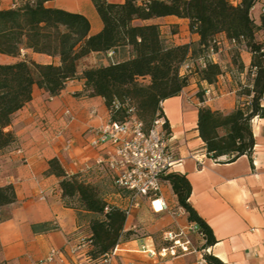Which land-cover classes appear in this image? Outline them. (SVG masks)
I'll return each mask as SVG.
<instances>
[{"label": "crops", "instance_id": "1", "mask_svg": "<svg viewBox=\"0 0 264 264\" xmlns=\"http://www.w3.org/2000/svg\"><path fill=\"white\" fill-rule=\"evenodd\" d=\"M143 1L148 0H138L139 3ZM232 1L237 3L239 0ZM17 2L0 0V10L14 7ZM48 6L82 14L90 24L92 17L97 30L93 31L91 26L90 36L102 29L93 0H53ZM263 7L264 0H261L251 10L258 24ZM144 24L160 25L162 37L169 44L197 45L200 40L198 34L190 32L188 20L176 16L134 22V25ZM257 38L264 42V33L258 34ZM217 39L220 45L211 57L224 72L217 82L212 85L203 82L195 67L187 72L189 83L181 94L161 105L171 130L169 148L179 161L174 172L189 179L192 186L189 203L212 229L217 242L205 248V241L192 235L198 249L196 253L165 260L149 258L141 250L142 242L158 249L166 232L186 229L190 223L182 210L170 208L156 213L151 201L144 200L141 207L127 217L125 230H137L140 225L137 216L142 209L150 210L158 219L156 224H163L165 230L158 237L149 233L141 239L120 243L115 264L130 261L139 264H208L204 255L215 256L224 264H264V118H255L252 122L255 139L252 156H241L232 163H217L210 159L197 129L201 103L214 111L229 113L238 102L236 85L248 80L251 54L241 52L245 72H239L232 65L228 67L223 63L222 46L231 49V43L224 34ZM0 58L8 59L10 63L29 58V63L37 70L60 64L58 57L31 50H25L16 58L1 54ZM125 58L121 52L92 53L83 59V63L97 66L103 61L106 65L108 61ZM185 73L181 70L182 75ZM107 119L105 100L85 91L84 81L80 78L69 82L56 97L33 87L31 102L14 114L8 128L17 141L0 151V187L14 185L17 191V201L0 208V264H37L45 260L52 249L64 252L62 259L52 264L85 263L84 251L73 254L71 250L80 239L90 237L93 214L76 200L64 199L60 179L47 172L49 162L57 159L69 176H78L96 187L109 181L120 189L115 185V174L106 163L112 148L108 145L94 147L90 143L89 130L101 127ZM67 142H70L69 149H66ZM100 158L104 163H98ZM163 188L161 196L169 205L175 197L166 184ZM101 195L105 201L122 209L128 202L125 194L121 204L109 200L112 194Z\"/></svg>", "mask_w": 264, "mask_h": 264}, {"label": "trees", "instance_id": "2", "mask_svg": "<svg viewBox=\"0 0 264 264\" xmlns=\"http://www.w3.org/2000/svg\"><path fill=\"white\" fill-rule=\"evenodd\" d=\"M53 0H21L14 7L0 10V54L19 57L25 50L47 54L60 59L59 65H46L35 70L27 58L15 63L0 64V151L17 141L8 130L15 113L32 100L37 86L51 97L62 94L69 82L80 78L85 91L105 100L108 110L119 104L112 114L114 121H124L127 111L149 129L161 103L181 94L188 86L189 75L181 70L186 64L196 67L200 79L212 85L224 73L213 62L219 35L224 34L234 51L231 65L245 72L241 52L251 54L248 80L238 83V102L229 113L198 108L197 129L205 144L207 156L217 163H232L241 156L251 157L255 146L252 122L264 118V42L257 36L264 33V14L260 24L251 10L261 0H138L110 2L93 0L101 19L102 29L90 36L87 17L48 6ZM176 16L188 20L191 33L199 35L197 45L169 44L158 24L134 25L135 21H151ZM124 52L126 57L106 65L80 68L81 61L92 53ZM126 52V53H125ZM201 101L203 99L201 98ZM204 102V101H203ZM47 175L60 179L62 196L76 200L93 214L87 254L99 258L120 243L141 237L136 230H125V211L105 201L96 186L78 176H69L57 159L49 162ZM172 192L174 206L188 215V223H195L204 234V246L217 241L212 229L189 203L192 186L180 173L163 176ZM146 200V199H143ZM142 200V201H143ZM17 201L14 185L0 187V208ZM108 209L106 212L105 210ZM2 214L0 210V223ZM208 264H224L212 255H204Z\"/></svg>", "mask_w": 264, "mask_h": 264}, {"label": "built area", "instance_id": "3", "mask_svg": "<svg viewBox=\"0 0 264 264\" xmlns=\"http://www.w3.org/2000/svg\"><path fill=\"white\" fill-rule=\"evenodd\" d=\"M110 2L124 0H106ZM264 14V7L262 9ZM183 70H192L191 64H186ZM162 105V103H161ZM113 110H108V119L97 129H90L91 145L101 147L108 145L112 148L110 157L106 163L108 168L115 174V185L126 193L128 202L123 210L130 217L135 210L139 209L143 199L150 200L156 213L169 211L168 203L162 198V189L165 185L163 176L174 172L178 165L169 148L171 130L169 121L163 110L158 111L150 128L145 129L144 124L135 115L133 109L127 111L124 121H114L111 117L119 104H113ZM199 107H206L201 103ZM70 148L67 142L66 149ZM99 164L104 163L99 159ZM143 200V201H142ZM161 203L160 211L155 208V203ZM106 212L108 209L105 210ZM192 235L204 240V234L195 223H190L186 229L168 231L163 237V243L158 249L150 248L146 243H141V250L152 259H172L178 256L196 253L198 249L193 243ZM90 244L89 237L82 238L72 248L75 254L84 251L86 261L84 264H115L117 258V246L109 253L91 258L87 251ZM62 250L52 249L45 260L37 264H52L62 259ZM205 262L204 260H202ZM125 264H139L130 261Z\"/></svg>", "mask_w": 264, "mask_h": 264}, {"label": "rangeland", "instance_id": "4", "mask_svg": "<svg viewBox=\"0 0 264 264\" xmlns=\"http://www.w3.org/2000/svg\"><path fill=\"white\" fill-rule=\"evenodd\" d=\"M18 1L20 2L21 0H18ZM89 16H91V15H89ZM90 20H91V26H92L93 31H96L97 27H96L95 20L92 17H90ZM222 48H223V51L221 54H223V56H222L223 61H224L223 63L228 65V67H230V65L232 63V58L234 56V51H232L231 49L226 48L224 46H222ZM122 53H124V52H122ZM28 60H29V58H28ZM29 62L31 63L30 60H29ZM111 62L112 61H108V63H111ZM8 63H10V60L0 58V64H8ZM96 65H103V61L98 62ZM87 66L88 65L85 64V61L83 63V60H82L80 63V68L83 69ZM33 68L37 71V67L36 68L33 67ZM225 71H227V70H225ZM236 89H238V85H236ZM97 189H98L100 195H101V193L102 194H104V193L112 194V196L109 198V200L111 202H116V203L121 204L122 201L125 200L126 193H122V191L120 189L113 187L111 182H109V181H105L104 183L100 184L99 186H97ZM162 193H164V190L162 191ZM102 198L104 199V197H102ZM174 202L172 203V205H174ZM172 210H176V208L174 206H172ZM137 220L139 221L140 225L138 226L135 234L139 237L145 236L146 234H149V233L153 234L155 237H158V236H160L162 231L165 230V228L163 227V224L162 225L156 224V222L158 220L157 217L152 215L151 211L148 209L140 210L139 215L137 216Z\"/></svg>", "mask_w": 264, "mask_h": 264}, {"label": "bare ground", "instance_id": "5", "mask_svg": "<svg viewBox=\"0 0 264 264\" xmlns=\"http://www.w3.org/2000/svg\"><path fill=\"white\" fill-rule=\"evenodd\" d=\"M160 207H161V203L160 202H156L155 203V208L160 211V209H161Z\"/></svg>", "mask_w": 264, "mask_h": 264}]
</instances>
